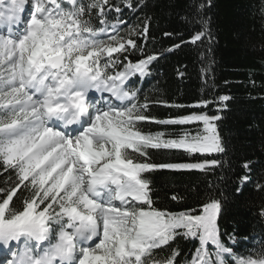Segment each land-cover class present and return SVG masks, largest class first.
<instances>
[{"label": "snow or ice", "instance_id": "6c2138e0", "mask_svg": "<svg viewBox=\"0 0 264 264\" xmlns=\"http://www.w3.org/2000/svg\"><path fill=\"white\" fill-rule=\"evenodd\" d=\"M144 7L0 0V264H264V240L243 255L227 245L223 237L234 236L221 231V201L210 194L178 212L155 207L146 173L206 172L220 165L213 154L225 146L219 115L150 114L157 103L185 106L150 99L137 86L163 55L148 51L152 18L141 15ZM204 7L190 0L189 38L168 51L211 38ZM229 99L218 97L217 111ZM146 123L197 128L170 134L145 131ZM150 149L181 150L194 162H152ZM179 240L197 243L185 253Z\"/></svg>", "mask_w": 264, "mask_h": 264}, {"label": "trees", "instance_id": "16d2710c", "mask_svg": "<svg viewBox=\"0 0 264 264\" xmlns=\"http://www.w3.org/2000/svg\"><path fill=\"white\" fill-rule=\"evenodd\" d=\"M142 2L146 7L141 15L152 18L148 51L160 50L163 55L151 65V76L137 80V86L150 99L185 106L157 103L150 107V114L158 119L193 111L219 115L216 125L225 146L224 153L213 154L220 165L206 172L165 169L146 173L152 182L155 207L178 212L198 207L210 194L221 201V231L234 236L230 241L225 235L224 241L238 254H247L264 240V216L260 214L264 190L257 187L264 184V0H200L205 4L203 15L211 38L199 46L186 43L172 51L168 49L180 44L181 38H189L185 17L190 0ZM128 16L131 18L130 13ZM165 32L172 35L165 36ZM220 96L230 99L217 111ZM205 99L212 101L207 108L189 107ZM142 126L145 131L170 134L197 128L195 124ZM149 158L156 163L194 162L181 150L150 149ZM246 162L250 172L243 167ZM245 174L250 180L242 182L240 177ZM173 194L183 199L173 201ZM178 243L187 253L197 242Z\"/></svg>", "mask_w": 264, "mask_h": 264}, {"label": "rangeland", "instance_id": "374dc122", "mask_svg": "<svg viewBox=\"0 0 264 264\" xmlns=\"http://www.w3.org/2000/svg\"><path fill=\"white\" fill-rule=\"evenodd\" d=\"M232 243V242H231ZM0 259H3V255L2 254H0Z\"/></svg>", "mask_w": 264, "mask_h": 264}]
</instances>
